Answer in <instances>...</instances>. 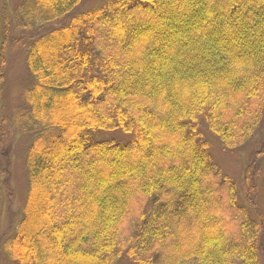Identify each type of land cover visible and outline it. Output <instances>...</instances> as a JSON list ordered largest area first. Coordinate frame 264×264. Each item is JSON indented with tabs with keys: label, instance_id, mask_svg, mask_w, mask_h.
<instances>
[{
	"label": "trees",
	"instance_id": "trees-1",
	"mask_svg": "<svg viewBox=\"0 0 264 264\" xmlns=\"http://www.w3.org/2000/svg\"><path fill=\"white\" fill-rule=\"evenodd\" d=\"M82 1L18 10L32 138L8 260L260 264V223L208 136L235 150L264 121V0H103L72 14ZM115 129L135 137L101 133ZM4 198L0 168V212Z\"/></svg>",
	"mask_w": 264,
	"mask_h": 264
},
{
	"label": "rangeland",
	"instance_id": "rangeland-1",
	"mask_svg": "<svg viewBox=\"0 0 264 264\" xmlns=\"http://www.w3.org/2000/svg\"><path fill=\"white\" fill-rule=\"evenodd\" d=\"M23 1L0 0V104L4 103L2 105L5 106L6 117L4 123L0 124V168L5 185V198L0 212V264H11L3 251V243L6 237L15 231L21 216L27 194L25 148L32 138V134L24 133L20 126L21 118L24 117L23 110H27L24 92L31 81L25 61L26 46L21 40L27 32L16 23ZM102 1L83 0L72 14L92 9ZM65 21L66 19L61 20L57 25ZM8 25L11 33L5 36L4 28ZM101 133L106 139H120L121 142L130 141L135 137V134L119 129ZM208 138L211 140L214 160L238 182L243 200H247L248 208L260 223L258 249L260 264H264V121L254 137L235 150L224 149L212 135ZM249 185H252V191ZM243 200L240 199L242 204ZM118 264L134 263L124 258Z\"/></svg>",
	"mask_w": 264,
	"mask_h": 264
}]
</instances>
